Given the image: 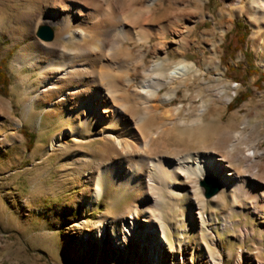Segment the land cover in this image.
Here are the masks:
<instances>
[{"label": "rangeland", "instance_id": "1", "mask_svg": "<svg viewBox=\"0 0 264 264\" xmlns=\"http://www.w3.org/2000/svg\"><path fill=\"white\" fill-rule=\"evenodd\" d=\"M158 1L162 0L155 2ZM168 2L171 1L166 0ZM178 5L185 11L197 13L192 16L193 21L185 19L183 22V26L189 25L191 33L185 34L186 49L181 50L182 54L176 52L177 37L170 33L165 50L157 54L158 58L147 54L143 67L138 54L145 45L128 43L125 49L130 50L133 60H123L124 50H116L111 57L106 53L109 48L103 46L99 66L107 64L110 58L132 65L136 72L130 78L135 81L132 90H136L134 88L145 78V70L154 63L163 65L156 68L155 73H161L171 63H196L200 69L198 75L189 82L163 87L161 100L152 103L154 109L144 117L146 120L141 117L143 124L133 125L142 137L153 139L154 151L147 157L177 160L208 153L219 159L234 176L264 182V171L255 176L263 166L256 164L263 161V157L254 162L256 164H246L227 154L236 144L240 151L256 147L258 153H264V30L255 37L257 23L251 19L252 7L247 0L240 7L228 0H180ZM52 8H55L52 0H0V75H4L7 82L6 86H0V264H108L104 243L102 247L89 246L88 253L81 257L83 245L76 237L88 236L112 221L133 216L143 198L149 203L138 210V220L144 221L145 216H149L164 224L170 240H174V234L168 223L171 221L174 227L183 221L179 230L184 231V243L190 248L188 260L193 264L211 256L222 257L224 264H236L240 253L247 259L245 262L264 263V219L245 221L243 216L235 215L233 219L239 224L234 232L228 233L213 229L215 223L209 222L215 218L218 225L222 224L221 218L232 207L229 193H224L228 197L225 205L218 208L211 204L204 208L208 230L215 231L218 237L204 236L199 200L210 202L224 192L221 188L217 196L206 199L202 187L204 179L199 182L200 198L185 180L175 182L183 190L178 194L148 190L145 183L148 168L144 166L142 175L146 177L140 191L128 190L121 195L108 186L104 197L91 209L86 208L84 201L95 188V177L108 163L105 142L100 135L109 128L117 134L124 122L114 127H96L79 138L66 133L62 146L49 150L53 140L66 130L56 124L58 116L72 105L69 103L67 107L63 102L50 109L47 106L54 104L61 93L66 94L67 87L92 85L88 77L80 81L73 77L59 90L50 89L42 95L35 93L25 97L20 80L29 71L25 68L19 74L14 70L13 60L18 53L38 51L45 58L63 60H70L78 53L83 55L75 41L67 40V30L62 25L47 26L55 31L52 42L37 37L40 27L46 26L38 24L39 16ZM237 23L244 24L245 38L234 31ZM222 31H226L225 34ZM102 39L103 34L98 33L83 48L91 49L101 41L105 43ZM155 43L157 40L152 39V44ZM46 45L53 47L48 49ZM212 47L217 53L213 61ZM207 60L212 67L219 62V67L206 70L204 62ZM252 61L260 72L255 73ZM238 96H245L246 100L232 104ZM166 97L171 100L162 103ZM77 99L73 106L78 104L80 99ZM140 104L132 103L130 110L122 109L124 116L135 121L146 108ZM201 109H205L202 116ZM174 196L178 201L170 202L169 198ZM159 197L163 198V203L157 211L154 200ZM251 202V199H243L237 205L248 207ZM250 229L254 230L253 236L242 241L243 232H251ZM128 248L129 257L120 255L114 264H153V260L138 253L136 242H129Z\"/></svg>", "mask_w": 264, "mask_h": 264}, {"label": "bare ground", "instance_id": "2", "mask_svg": "<svg viewBox=\"0 0 264 264\" xmlns=\"http://www.w3.org/2000/svg\"><path fill=\"white\" fill-rule=\"evenodd\" d=\"M52 1L55 8L45 10L39 16L38 24H45L46 27L54 24L62 25L67 30V40L75 41L84 58H81L83 55L79 53L70 60L57 59L55 57L45 58L38 51L18 53L13 60L14 70L19 74L25 68L29 71L20 80V86L25 89L24 95L25 97H30V95L35 93L42 95L50 89L59 90L63 86L65 87L68 80L73 79V77L77 78L78 81L81 78L83 79V77H88L92 85L86 83L67 87L66 94L61 93L54 104L47 106V109H50L61 105L63 102H65L64 105L67 107L69 103L72 105V107H68L63 114L58 116L56 124L66 130L53 140L49 150L54 149L56 146H62V140L66 133H69L74 138H79L86 133H91L92 129L96 127H114L124 122V125L118 128L122 130L117 132V134L109 128L108 131L102 132L103 134L100 135L101 140L105 142L104 150L108 154L106 159L108 163L104 168H100L98 175L95 177V188L92 194L84 201L86 208L91 209L94 204L98 203L106 194L108 186L114 187L121 195L126 194L128 190L140 191L145 181L144 177H146L142 175L144 166H146L148 168V176L145 183L148 190L168 191L170 194H178L183 190H180L181 187L175 182L185 180L191 189L195 191L197 197L200 198L199 182L203 179L213 182L224 190L221 196L212 199L210 202H204L201 200L202 198L199 200L200 225L201 230L205 233L204 236L218 237L215 231L208 230V220L205 219L203 210L211 204H215L218 208L225 205L228 201V197L224 194L225 192L230 194L229 198L231 199L232 207L221 218V225H218L217 219H209V222L215 223L213 229H220L222 233L234 232L239 224L238 221L233 219L235 215L243 216L245 221H248V219L253 221L263 220L264 182H259L249 177L234 176L227 172L225 166L219 163V159L208 153L188 155L177 160L149 159L147 156L152 155L154 151L152 137H142L133 129V125L143 124L141 117H146L154 109L151 105L154 101H158L161 98L160 92L163 87H172L176 82H189L199 74L200 69L196 63H171L161 73H155L154 70L161 68L163 66L162 63H154L150 69L145 70V78L139 82L138 88H134L136 90H132L135 81L130 78V75L136 72L132 65L121 64L110 60V58L107 64L101 63V66H99V60L104 55L103 46L104 48H109L108 52H106L109 56H114L116 50H124V59H122L130 60L131 52L129 49H125V44L128 43L136 46L145 45V49L138 54L140 57L137 56L135 58L138 59L139 57L138 60L141 59L140 63H142L141 66L143 67L147 54L150 53L158 58L159 55L157 56V54L165 50L170 33L177 37L176 42H174L177 45L175 50L181 53L186 46L185 34L191 33L189 25L183 26V22L185 19L190 22L193 21L194 17L192 16L197 13L185 11L179 7L178 3L180 0H170L171 2L168 3H166V0L158 2H155L156 0ZM228 1L236 7L242 6L244 2V0ZM247 2L252 7L251 19L257 23L255 37H258L264 30V0H247ZM57 4H59V7H56ZM225 32L222 31L223 34ZM98 33L103 34L104 40H102L105 43L101 41L91 49L83 48ZM152 39H156L157 43L152 44ZM45 47L51 49L53 46L46 45ZM211 52L213 55L211 60L213 61L217 58L214 47H212ZM131 59L133 60L134 58ZM204 65L206 70H210L213 67L217 69L219 62L216 67H212L208 60L204 62ZM173 91L175 92V89ZM77 98L80 100L76 106H73L74 102L78 100ZM168 100H171V97L164 98L162 103ZM140 102V105L146 108L142 112L140 111L141 114L136 117L135 123L134 120L127 119L124 116L122 109L130 110L133 107L132 103L134 105ZM160 105L162 106L163 104ZM204 111L205 109L200 110L201 116ZM236 146L233 145L231 150H228V156L246 164L257 162L260 157H263V161L257 164L254 163L257 166L263 165L255 176L259 175L260 171H264V153H258L256 147H252L248 151H240L237 144ZM220 160L223 161L222 159ZM160 197L154 200L157 211L160 210V205L163 203L161 201L163 198L161 199ZM243 199H251L250 206L237 205ZM169 201L178 200L174 196L170 197ZM148 203L149 200L143 198L140 202V207L137 208L133 216L112 221L107 227L103 226L100 231L88 236L79 234L76 239L80 240L83 245L80 256L84 257L88 253L89 246L97 245L102 247L104 243L107 247L106 257L108 264H114L120 255L129 257L128 243L136 242L139 247L138 253L144 255V258L148 257L153 260V264H189V262L193 264L192 261L188 260L190 248L188 243H184V231L179 230L183 221H180L174 227H172L171 221L168 223L170 230L174 234V240L172 241L164 224L151 220L149 216H145L144 221L138 220V210L146 208ZM186 221L188 220L184 222ZM250 231L247 233L243 232L240 237L242 241L247 240L248 236H253L254 230L250 229ZM208 260L200 259L199 264H224L222 257L213 258L211 256ZM246 260L244 255L240 253L236 264H264L251 262V260L245 262Z\"/></svg>", "mask_w": 264, "mask_h": 264}, {"label": "water", "instance_id": "3", "mask_svg": "<svg viewBox=\"0 0 264 264\" xmlns=\"http://www.w3.org/2000/svg\"><path fill=\"white\" fill-rule=\"evenodd\" d=\"M37 37L44 42H52L55 38V31L50 27L43 26L40 27ZM202 187L206 199H211L217 196L221 191V188L218 185L207 180L202 184Z\"/></svg>", "mask_w": 264, "mask_h": 264}, {"label": "trees", "instance_id": "4", "mask_svg": "<svg viewBox=\"0 0 264 264\" xmlns=\"http://www.w3.org/2000/svg\"><path fill=\"white\" fill-rule=\"evenodd\" d=\"M245 30V26H244V24H242V23H237V25L235 26V29H234V31H236V34L239 36V35H241L243 38H245V32H243ZM245 55H246V53H245ZM252 63H253V65H254V62L252 61ZM253 68H255L254 70H255V73H257V72H260V69H258V68H256L255 67V65H254V67ZM234 70V69H233ZM235 71V70H234ZM6 79H5V77H4V75H0V86H3V85H7V82L5 81ZM246 99H245V96H238L235 100H234V102L232 103V104H234V103H236V104H241L242 102H244Z\"/></svg>", "mask_w": 264, "mask_h": 264}]
</instances>
